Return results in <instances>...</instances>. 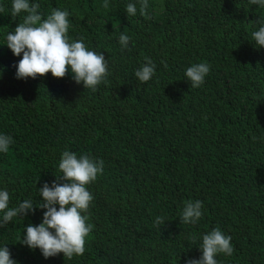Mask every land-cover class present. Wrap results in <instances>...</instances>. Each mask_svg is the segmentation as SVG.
I'll return each mask as SVG.
<instances>
[{"label": "trees", "instance_id": "1", "mask_svg": "<svg viewBox=\"0 0 264 264\" xmlns=\"http://www.w3.org/2000/svg\"><path fill=\"white\" fill-rule=\"evenodd\" d=\"M11 0H0V45L22 22ZM42 17L67 10L70 39H82L108 61L95 91L70 73L15 78V63L0 46V132L13 143L0 154V187L9 206L32 199L57 180L62 151L104 162L87 190L93 199L86 251L71 260L47 259L17 237L39 224L42 209L0 227L17 264H185L198 258L199 235L219 227L233 254L219 264H264V48L250 40L264 12L247 0H148L145 16H126L131 0H36ZM130 37L121 49L118 35ZM146 60L154 75L133 73ZM204 62L209 73L192 88L184 70ZM58 183L62 181L57 180ZM187 200L202 202L196 225L180 222ZM157 216L164 223L154 226Z\"/></svg>", "mask_w": 264, "mask_h": 264}, {"label": "clouds", "instance_id": "2", "mask_svg": "<svg viewBox=\"0 0 264 264\" xmlns=\"http://www.w3.org/2000/svg\"><path fill=\"white\" fill-rule=\"evenodd\" d=\"M248 5L264 10V0H247ZM100 6L109 7V0H101ZM148 0H131L125 4L126 16L147 14ZM36 0H11L12 16L24 13L22 22L16 24L12 31L3 36V44L13 56L19 57L15 63V78H36L50 73L53 77L62 78L70 73L76 84L84 89L96 90V86L104 82L107 76L108 61L101 52L87 47L82 39H70L67 35L70 27L68 11L59 8L51 9L42 17L38 11ZM130 37L121 32L117 37L120 48L128 47ZM256 49L264 48V12L253 25L250 40ZM155 65L151 60L136 69L134 77L141 83L148 82L154 75ZM207 63H192L184 70V77L192 88H198L209 73ZM3 69L0 68V74ZM264 139V137H262ZM13 139L10 135L0 132V154H7ZM57 168L58 183L44 182L38 189L39 205L32 199L17 201L9 206L10 195L5 187H0V227H4L13 218H22L34 211L42 209L41 221L33 225L23 226L22 233L17 237L18 243L29 250L38 249L45 259L62 254L71 260L74 256H82L86 251L91 223H86V215L93 197L87 190L93 187L104 169V162L87 154L77 155L69 150L61 152ZM202 216V202L187 200L179 212V220L186 225H196ZM164 223L162 216H157L155 225ZM87 237V238H86ZM231 237L219 227L199 235L198 258H189L185 264H219L218 255L230 257L233 254ZM7 244H0V264H17L10 258Z\"/></svg>", "mask_w": 264, "mask_h": 264}]
</instances>
